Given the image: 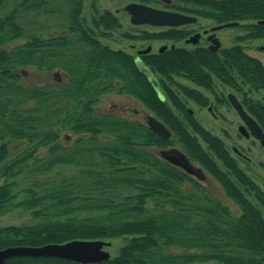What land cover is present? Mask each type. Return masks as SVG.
Here are the masks:
<instances>
[{
    "label": "trees",
    "instance_id": "1",
    "mask_svg": "<svg viewBox=\"0 0 264 264\" xmlns=\"http://www.w3.org/2000/svg\"><path fill=\"white\" fill-rule=\"evenodd\" d=\"M184 1L206 6L207 15L222 21L264 19V0ZM8 3L0 0V216L22 207L31 210L32 221L0 226V249L73 239L127 240L117 255L100 262L13 256L5 264H264V189L169 90L186 125L158 98L131 56L97 39L93 27L110 35L120 26L118 16L99 12L92 3L90 27L82 12L84 0H13L11 10L1 14ZM49 15L63 18L61 32L45 34ZM249 29L246 38L264 37V23ZM18 38L25 41L14 44ZM180 52L148 56L145 62L166 77L185 72L206 88H212V74L234 89L240 78L244 103L264 130V100L256 102L247 93L264 89L260 58L241 45L225 50V58ZM23 67L58 69L63 75L60 81L26 86ZM183 89L204 103L196 91ZM111 92L143 101L173 131L172 138L122 114L99 111L101 97ZM66 131L77 135L70 143L61 141ZM16 140H25L26 146L10 154ZM174 143L219 181L240 214H233L204 183L149 150ZM41 148L47 149L43 156L38 155ZM59 165L74 171L49 176ZM23 175L35 179L18 198L15 187Z\"/></svg>",
    "mask_w": 264,
    "mask_h": 264
},
{
    "label": "flooded vegetation",
    "instance_id": "2",
    "mask_svg": "<svg viewBox=\"0 0 264 264\" xmlns=\"http://www.w3.org/2000/svg\"><path fill=\"white\" fill-rule=\"evenodd\" d=\"M131 2L144 3V4L151 5L155 8H158V9L183 13V14L194 17V19L187 21L185 23L175 25V26H172V25H155V24H150V23H133L131 21V23L135 27H141V26H147V27L140 29L136 33H125L124 36L126 38L131 39V40L146 41L147 44L137 47L134 42L130 43V48L132 50L130 52L125 51L123 49H113L111 47L110 48L113 50L122 51L123 53L131 56L134 60V63L136 64L137 68L139 69V71L144 73L148 79H149L148 75L141 69V67L139 66V63L137 61L140 60L142 62V65L148 66L150 68V70L153 72L154 76L157 78V81H158L159 91L156 89V93H157L158 98L162 102L167 104L169 107H171V109L174 112V116H176L180 121L185 123V125L188 123L187 117H186L185 113L182 110L178 109L176 107V105L173 103L171 96H169L168 90L172 93V95L175 98L178 99V101H180V104L185 108L186 112L191 117H193L197 122H199L200 124H201V122L195 116L194 110L188 107V104H189L188 100L193 101L194 103L198 104L201 107H207L208 110L215 117H218L219 115H224V112L221 111L219 108L221 105H223V104L230 105L233 108L234 112L238 115V118L240 120L239 124H238V135L241 136V139L243 140V141H241V144H235V145L230 146L225 139H223L222 137H220L217 134H214L213 132H211L210 130L205 128L202 124H201V126L204 127L206 130H208L213 136L218 137L224 143V147L226 148L227 152L236 161V163L238 165H240V167L242 165H246L248 168H250L249 163L252 161V157L249 156L248 153L250 152L251 147H253V144H255V142L259 143L262 146H264V145L262 144V140L260 138L256 137L254 134H252L250 126L243 119L240 112L234 106V104L231 100L230 95L233 94V96L243 106V109L245 110V112L247 114H249L251 117H253L257 121V123L260 125L257 118L251 113L250 110H248V108L246 107V105L244 103V91H241V79L240 78L238 79L240 81L239 88H238L240 90H238V89L231 88L230 86L224 84L219 78H217L214 74H212L211 75L212 80H213L212 88H206L204 86H201V85L193 82L191 79H189L186 76L185 72L172 73V74L170 73V75L168 77H166L163 74H161L157 71H154L153 69H151V66L145 62V57H148V56L161 57L163 54H166V53L172 54L176 51L177 52L181 51L180 53H183V54L188 55V56H192L196 52H199L202 54L204 53V54L215 55L217 57L225 58L226 55H225L224 51L227 50L228 48L232 47V46H235V45H241L245 48L246 51H248L247 48H249V47H247V44L245 43L246 40L255 39V38H249V37L246 38V36L251 32V30L249 29V25L254 24L256 22L264 23V19L257 21V20L252 19V18H241V20L237 19V20L222 21V20H219L216 16L207 15L205 13L207 11H206V9H204L206 6H204L202 4L185 2L184 0H153L152 3H146V2H143L141 0H133ZM131 2H129V3H131ZM207 9H209V8H207ZM130 17H131V14H130ZM119 23L121 26L120 20H119ZM229 23H234V24L228 25V26H222L224 24H229ZM233 27L240 28L242 32L236 36V40H237L236 43L231 44V45H227L225 43V40L223 39V37H224L223 31L225 29L233 28ZM261 38H263V37H261ZM18 39H20V38H18ZM157 42H159V43H157ZM208 73H210V71ZM175 76L183 77L184 79L190 81L191 83H194L195 85H197L200 88L191 87L187 84H183V83L177 81L175 79ZM21 78H22V76H21ZM55 79L57 81H60L61 76L59 74L55 73ZM21 83H22V81H21ZM221 85L224 87H227V88H231L234 92L231 91L228 94L224 95V93H223L224 91L218 90V88L221 87ZM26 86H32V85H26ZM175 88H177V89H175ZM183 88H185L187 90L196 91L200 95V97L203 98L204 103H200L197 100H195L194 98H192L190 95H188L184 91ZM250 91L247 90L248 96L250 98L255 99L256 102H259L262 99L260 97L252 96L249 93ZM253 92H257V91L253 90ZM121 94H123V93H121ZM125 95L133 96L131 94H125ZM133 97H135V96H133ZM136 99H138V98H136ZM138 100L141 101L140 99H138ZM262 100H264V98ZM141 102L145 105V103L143 101H141ZM149 119L150 118L148 117L146 124L150 127ZM158 120L160 122H162L170 131L169 135H165L162 133H160V134L164 135L165 137L172 138L173 131L165 124V122L161 118H159ZM139 122H141V121H139ZM192 132H193V130H192ZM192 135H194V134H192ZM244 140L249 141V145H247ZM20 141H24L26 143L25 140H20ZM199 141L203 145H206L203 143V141L201 139H199ZM248 146H249V148H248ZM10 147H11V145H10ZM157 147H159V146H157ZM159 148H161V152H163V151L167 152L169 150H177L186 159H188L191 164H193V160L190 158L188 153L185 150L178 149L177 147L174 146V144H169L165 147L160 146ZM230 149L232 150V152ZM15 152L16 151H14L12 148H10V154L15 153ZM160 156L164 160L168 161L170 164H172V165L176 166L177 168L183 170L184 172L188 173L193 178L199 180L200 182H202L206 185V177L207 176L203 172L201 173L200 176H198L195 173L188 172L182 165L174 164V163L170 162L165 157V155L161 154ZM193 166H195V165L193 164ZM206 172H208V171L206 170ZM224 204H226V203H224ZM226 205H228V204H226Z\"/></svg>",
    "mask_w": 264,
    "mask_h": 264
},
{
    "label": "rangeland",
    "instance_id": "3",
    "mask_svg": "<svg viewBox=\"0 0 264 264\" xmlns=\"http://www.w3.org/2000/svg\"><path fill=\"white\" fill-rule=\"evenodd\" d=\"M15 1V0H14ZM57 0H52L55 3ZM133 0H84L83 4V16L86 19V24L90 27H93L92 24V16L95 14V8L99 12H103L105 10H110L115 13L120 22L121 26L111 30L110 35H102L100 30L93 27L95 36L97 39L105 45L113 49H123L125 51H132L130 48V43H135L136 46L146 45V41L142 40H131L124 36L125 33H136L142 28H146L147 26L135 27L131 23L130 14L124 9V7ZM13 0H9V3L2 8L1 14H6L11 10ZM92 3H94L95 8H93ZM41 18L36 17V21H39ZM47 19V27L45 29V34H57L61 32L64 28L62 25L63 18L61 16L56 15H49L46 17ZM241 29L238 27L228 28L223 31L225 43L227 45H231L237 42L236 36L241 33ZM25 41L24 38H20L13 43L16 42H23ZM159 43V42H157ZM247 50L259 57L264 62V37L263 38H255L252 40H246ZM158 45V44H157ZM156 45V46H157ZM158 47V46H157ZM22 78L21 81L24 85H39L43 84L47 81H52L55 78V73L59 74L60 76L63 75L61 70L55 69L52 72L46 71H38L34 67H23L21 68ZM175 79L183 84H187L191 87H198L194 83L184 79L180 76H175ZM200 88V87H198ZM247 86L245 90H247ZM177 89V88H175ZM218 90L224 91V95L228 94L229 92H234L231 88H227L221 85ZM250 91V90H249ZM254 97L264 98V89H261L257 92L250 91L249 92ZM237 94V93H236ZM238 95V94H237ZM188 100V99H187ZM188 107L193 109L195 112V116L201 122V124L213 132L214 134L219 135L223 139H225L230 146L235 144H241V136L238 135V124L239 118L238 115L234 112L233 108L230 105H221L219 108L221 111L224 112V115H219L215 117L212 113L208 110L207 107H201L198 104L194 103L193 101L188 100ZM97 108L99 111L102 112H114L117 114H122L127 116L131 119H135L141 122L146 123L147 118L155 117L157 119L158 116L147 108L141 101L136 99L133 96L121 94V93H107L104 94L99 103L97 104ZM148 116V117H147ZM151 128V127H150ZM189 129H191L188 126ZM192 131V129H191ZM77 135L71 133L70 131H66L62 134L61 141L63 143H70ZM247 145H249V141L244 140ZM21 143V144H20ZM11 148L14 151L19 149H23L26 146L24 141L16 140L10 143ZM174 146L180 150H184L183 147L178 144L174 143ZM249 148V146H248ZM153 153L158 154L159 156L162 154L161 148L153 146L150 147ZM231 150V149H230ZM47 152L46 148H41L38 155L43 156ZM232 152V150H231ZM249 156L252 157V161L249 163L250 168L246 165H242L241 168L264 189V146L260 145L259 143L255 142L253 147H251L250 152L248 153ZM193 164L200 168L202 172L207 176L206 177V186L207 188L218 196L224 203L228 204L233 214L238 215L240 214L239 206L229 197L227 196L224 188L219 183V181L213 177L210 173L206 172L204 167L196 160H193ZM58 171H62L63 173L70 174L74 171V167L71 165L65 166H57L52 172L48 173V175L52 176L55 175ZM35 179L33 177H26L23 175L18 179V184L15 187L16 190L19 192L18 198H22L23 196V188L30 184L31 180ZM4 182V179H0V184ZM189 183H185L184 185L189 188ZM249 199L256 203L258 200L254 198L252 195H248ZM263 209V208H262ZM31 210L17 207L3 215L0 216V226L10 225V224H24L32 221V216L30 213ZM264 212V209H263ZM112 243L108 247L112 256L118 254L120 247L126 242L127 238L124 236L115 237L109 239ZM170 251H179L180 249L177 247H171ZM193 264H219L215 261L209 262H197Z\"/></svg>",
    "mask_w": 264,
    "mask_h": 264
},
{
    "label": "water",
    "instance_id": "4",
    "mask_svg": "<svg viewBox=\"0 0 264 264\" xmlns=\"http://www.w3.org/2000/svg\"><path fill=\"white\" fill-rule=\"evenodd\" d=\"M124 9L131 14V21L133 23H150L155 25H178L194 19V17L179 13L166 11L155 8L151 5L131 2L128 3ZM234 23L224 24L222 26L232 25ZM141 69L148 75L150 81L155 89L159 91L157 78L148 66L142 65L140 60L137 61ZM234 106L238 109L243 119L250 126L252 134L262 140L264 145V131L257 121L245 112L243 106L239 101L230 95ZM149 125L152 129L159 133L169 135V129L160 122L157 118L151 117ZM166 153V154H165ZM163 155L172 163L182 165L188 172L195 173L198 176L202 171L200 168L193 166L179 151L169 150L162 152ZM110 240L105 239H73L63 243H46L39 246H9L0 249V264H5L9 257L13 256H49V257H62L72 259L75 261L89 263L100 262L111 258V253L108 247L111 245Z\"/></svg>",
    "mask_w": 264,
    "mask_h": 264
}]
</instances>
